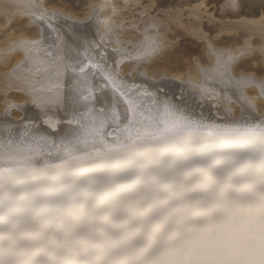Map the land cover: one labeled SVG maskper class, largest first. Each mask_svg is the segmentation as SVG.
<instances>
[{"label": "bare ground", "instance_id": "bare-ground-1", "mask_svg": "<svg viewBox=\"0 0 264 264\" xmlns=\"http://www.w3.org/2000/svg\"><path fill=\"white\" fill-rule=\"evenodd\" d=\"M260 66L264 11L0 0V264L254 260L264 122L241 117H264Z\"/></svg>", "mask_w": 264, "mask_h": 264}, {"label": "rangeland", "instance_id": "rangeland-1", "mask_svg": "<svg viewBox=\"0 0 264 264\" xmlns=\"http://www.w3.org/2000/svg\"><path fill=\"white\" fill-rule=\"evenodd\" d=\"M71 3L75 8L80 9L85 6V2L87 0H66ZM96 1V0H92ZM202 1H206L208 4L209 12L213 13L217 18L220 19H237L240 17H248L251 18L253 16L259 17L264 11V0H160V8L162 9H170L177 6L187 7L192 4H197ZM231 3H235L236 5L232 6ZM135 18L129 17V21H134ZM163 23L172 24L169 20H165L163 18ZM144 24V21H140V28H133L136 35L142 34L143 28L141 26ZM211 32L215 29V25L212 26ZM165 35L166 31L162 30ZM175 42V47H182L188 51H191L195 57H198L201 50L202 45L201 41L194 35L188 36H178L177 38L172 39ZM178 41V43H176ZM219 48H228L231 46H218ZM190 49V50H189ZM252 57V55H250ZM250 56H247L250 58ZM257 76L264 80V66L259 67V71Z\"/></svg>", "mask_w": 264, "mask_h": 264}, {"label": "snow or ice", "instance_id": "snow-or-ice-1", "mask_svg": "<svg viewBox=\"0 0 264 264\" xmlns=\"http://www.w3.org/2000/svg\"><path fill=\"white\" fill-rule=\"evenodd\" d=\"M71 39L75 42L77 38L71 37ZM245 119H251L253 121L260 120L261 122H264V117H258L252 112H246L245 116L241 117L242 121ZM252 141L259 148L261 157L264 158V135L253 133ZM228 264H233V262H228ZM241 264H264V245L261 246L259 253L254 260L241 262Z\"/></svg>", "mask_w": 264, "mask_h": 264}]
</instances>
